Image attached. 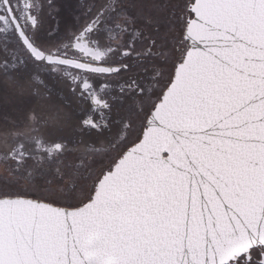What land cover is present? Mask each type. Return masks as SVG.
I'll list each match as a JSON object with an SVG mask.
<instances>
[{"label": "snow or ice", "instance_id": "obj_1", "mask_svg": "<svg viewBox=\"0 0 264 264\" xmlns=\"http://www.w3.org/2000/svg\"><path fill=\"white\" fill-rule=\"evenodd\" d=\"M45 6L0 0V76L67 85L95 138L12 122L0 264H264V0L80 3L49 42Z\"/></svg>", "mask_w": 264, "mask_h": 264}, {"label": "flooded vegetation", "instance_id": "obj_2", "mask_svg": "<svg viewBox=\"0 0 264 264\" xmlns=\"http://www.w3.org/2000/svg\"><path fill=\"white\" fill-rule=\"evenodd\" d=\"M46 4V0H44ZM99 0H55L56 9L49 10L46 6L43 9V25L41 29V39L44 42H49V32H48V21L53 20V27L55 32V39L59 40L66 35V30L70 28L72 25L77 23V18L81 15L78 5L80 3H84L86 5H90L93 3H97ZM138 0H122V3L127 6L133 3H137ZM147 2V0H145ZM69 5L72 7L69 8ZM130 15H135L134 10H129ZM62 17V18H61ZM140 25H144L142 20L138 21ZM147 32H152L151 26H146ZM58 30V31H57ZM161 32L164 31V26H161ZM47 34V35H46ZM45 35L47 37H45ZM128 63H132L131 60L126 61ZM31 71V70H30ZM129 73H121L120 77H113L112 79H121L127 78ZM3 78V76H1ZM42 78L45 79L48 83V86L52 89L51 93H49L45 88L40 87L39 85H33L30 83L28 79V74H25L23 83L27 81L25 86L27 89L31 91L30 94L26 95L27 97L32 96L34 100L38 103L37 108L40 109L41 115L47 120L48 125L45 129L46 132H53L58 128H62L63 131L58 133L59 135H63L67 141L72 143L78 141L87 142L90 138H95V133L89 136L88 133L81 134V131L78 127L79 117H82L87 111V105H82L77 102L76 97L72 95V93L68 90L67 85L65 84H57L50 76L42 75ZM22 95V94H21ZM31 97V98H32ZM30 98V99H31ZM67 101V103H65ZM83 109V111H82ZM27 111V110H26ZM32 111V108L29 110ZM18 113V111H17ZM52 115L53 120L59 119L58 123L52 125L49 123V119L47 116ZM71 117V118H70ZM57 122V121H55ZM11 131V130H10ZM9 131V132H10ZM11 144V138H9L8 146ZM5 144L2 145L0 149V154H4L7 150V147H4ZM71 146V144H70Z\"/></svg>", "mask_w": 264, "mask_h": 264}, {"label": "rangeland", "instance_id": "obj_3", "mask_svg": "<svg viewBox=\"0 0 264 264\" xmlns=\"http://www.w3.org/2000/svg\"><path fill=\"white\" fill-rule=\"evenodd\" d=\"M47 25L49 27L48 32H53V20L48 21ZM46 35L45 37H47ZM26 83L21 81L22 87L12 86L6 84L4 82V78H1L0 76V149L2 148V145L5 144V133H8L13 128L12 122L20 123L22 126L27 124V116L31 113L29 111L31 108L36 114L42 116L40 109L36 107L38 103L32 96H26L31 93V91L27 89V86H25ZM47 117L49 119V123L56 126V123H58L59 120L57 118L58 116L56 117L57 120H53L52 115ZM7 146L8 145L5 144L4 147L6 148ZM3 171L4 165L3 163H0V173Z\"/></svg>", "mask_w": 264, "mask_h": 264}]
</instances>
